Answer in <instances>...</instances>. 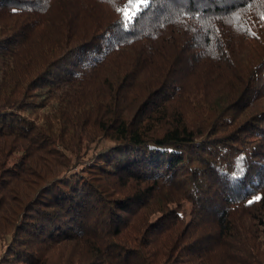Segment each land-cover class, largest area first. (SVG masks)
<instances>
[{"label": "trees", "instance_id": "1", "mask_svg": "<svg viewBox=\"0 0 264 264\" xmlns=\"http://www.w3.org/2000/svg\"><path fill=\"white\" fill-rule=\"evenodd\" d=\"M262 15L0 0V264H264Z\"/></svg>", "mask_w": 264, "mask_h": 264}, {"label": "rangeland", "instance_id": "2", "mask_svg": "<svg viewBox=\"0 0 264 264\" xmlns=\"http://www.w3.org/2000/svg\"><path fill=\"white\" fill-rule=\"evenodd\" d=\"M83 62H79L75 56L71 57L68 61L61 63L58 69V76L64 73H73L75 75L82 74L88 68ZM262 237L264 238V231L262 232Z\"/></svg>", "mask_w": 264, "mask_h": 264}, {"label": "snow or ice", "instance_id": "3", "mask_svg": "<svg viewBox=\"0 0 264 264\" xmlns=\"http://www.w3.org/2000/svg\"><path fill=\"white\" fill-rule=\"evenodd\" d=\"M261 18L264 19V15ZM257 199H260V197H257ZM249 203H252V201H249Z\"/></svg>", "mask_w": 264, "mask_h": 264}]
</instances>
